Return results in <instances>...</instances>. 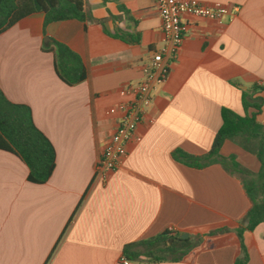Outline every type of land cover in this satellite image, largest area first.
Instances as JSON below:
<instances>
[{
	"label": "crops",
	"instance_id": "1",
	"mask_svg": "<svg viewBox=\"0 0 264 264\" xmlns=\"http://www.w3.org/2000/svg\"><path fill=\"white\" fill-rule=\"evenodd\" d=\"M190 1L237 11L222 24L183 18L184 39L168 80L154 91L138 127L142 141L128 147L105 182L95 175L97 161L120 118L109 111L132 100L122 89L144 80L164 45L156 0H86L93 22L45 24V15L35 13L0 35V89L31 110L56 151L52 176L34 184L26 164L0 150V264H234L235 226H246L250 207L240 176L220 164L190 168L173 153L207 154L222 111L245 116L242 92L264 86V0ZM54 41L80 56L83 82L69 86L60 79ZM255 96L262 99L257 121L264 125V91ZM220 155L259 170L256 157L232 141ZM227 223L234 226L222 246L211 243L182 261L130 260L124 253L169 229L189 238ZM243 243L246 264H264V222L244 232Z\"/></svg>",
	"mask_w": 264,
	"mask_h": 264
},
{
	"label": "trees",
	"instance_id": "2",
	"mask_svg": "<svg viewBox=\"0 0 264 264\" xmlns=\"http://www.w3.org/2000/svg\"><path fill=\"white\" fill-rule=\"evenodd\" d=\"M85 5L86 0H0V35L35 13L45 15V24L67 20L93 22ZM50 46L55 52V69L60 79L69 86L83 82L87 74L80 56L63 43L54 41ZM263 91L264 86L255 85L248 91L242 92L245 116H239L229 110L222 111V127L207 154L193 156L182 151L173 153L177 161L190 168L204 169L212 164H220L227 171L240 176L250 207L242 218V223L246 226H235L234 232L240 252L234 264L247 263V253L243 243L244 232H251L264 222V125L257 121L262 99L255 96ZM250 109L254 112L249 115ZM225 141H232L254 155L259 163L258 172L253 173L243 168L234 156L220 155ZM0 150L16 155L26 164L29 170L28 181L31 183L45 184L54 172L56 151L51 142L35 126L31 110L27 106L10 102L1 89ZM232 226H234L232 223H227L211 227L184 240L181 236L170 235L167 231L155 239L140 242L138 246L144 247V251H135V245H130L126 247L124 253L130 260L145 257L154 262L182 261L194 250H204L211 243L222 246L223 234L231 232Z\"/></svg>",
	"mask_w": 264,
	"mask_h": 264
},
{
	"label": "built area",
	"instance_id": "3",
	"mask_svg": "<svg viewBox=\"0 0 264 264\" xmlns=\"http://www.w3.org/2000/svg\"><path fill=\"white\" fill-rule=\"evenodd\" d=\"M156 7L162 21L164 45L152 55L144 80L136 86L129 85L122 89V94L131 96L132 100L109 111V114L120 113V118L98 157L95 175L102 182L126 160L128 147L142 141L138 127L150 111L154 91L168 80L170 66L184 39L183 18L192 16L222 24L237 11L236 8L232 10L222 4L204 5L190 0H156ZM169 232L173 230L169 229ZM122 262L129 264L127 259H122Z\"/></svg>",
	"mask_w": 264,
	"mask_h": 264
},
{
	"label": "water",
	"instance_id": "4",
	"mask_svg": "<svg viewBox=\"0 0 264 264\" xmlns=\"http://www.w3.org/2000/svg\"><path fill=\"white\" fill-rule=\"evenodd\" d=\"M48 40L51 41L50 39H48ZM181 239H183V240H184V239H188V235H182V236H181Z\"/></svg>",
	"mask_w": 264,
	"mask_h": 264
},
{
	"label": "rangeland",
	"instance_id": "5",
	"mask_svg": "<svg viewBox=\"0 0 264 264\" xmlns=\"http://www.w3.org/2000/svg\"><path fill=\"white\" fill-rule=\"evenodd\" d=\"M138 250L139 251H144L145 249H144V247L141 246V247H138Z\"/></svg>",
	"mask_w": 264,
	"mask_h": 264
}]
</instances>
